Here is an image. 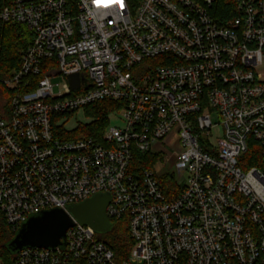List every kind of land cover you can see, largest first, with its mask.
I'll list each match as a JSON object with an SVG mask.
<instances>
[{
	"label": "built area",
	"instance_id": "1",
	"mask_svg": "<svg viewBox=\"0 0 264 264\" xmlns=\"http://www.w3.org/2000/svg\"><path fill=\"white\" fill-rule=\"evenodd\" d=\"M103 3L10 0L0 12L33 34L20 67L0 72V213L16 232L108 194L132 249L120 263L75 221L65 247L24 249L15 264H264V0ZM101 101L119 105L121 125L102 142L63 138L65 118ZM136 152L158 159L134 173ZM250 152L260 164L244 169ZM172 158L176 173H163Z\"/></svg>",
	"mask_w": 264,
	"mask_h": 264
},
{
	"label": "trees",
	"instance_id": "2",
	"mask_svg": "<svg viewBox=\"0 0 264 264\" xmlns=\"http://www.w3.org/2000/svg\"><path fill=\"white\" fill-rule=\"evenodd\" d=\"M10 0H0V12L8 5ZM0 32L2 34V45L0 47V72L10 74L18 69L21 65L22 55L29 47L33 40V34L24 26L16 24H5L0 22ZM119 105L112 101H101L94 105L86 107L87 115L94 119L89 125H82L75 132H65L62 134L65 139H81L85 137L95 138L102 142L103 133L110 121V114L117 110ZM60 118V117H59ZM61 137L64 128L61 126L57 129ZM158 159L156 154H141L136 152L131 163V171L141 173L146 169H151ZM247 166L241 164L244 169L259 166L260 161L255 157L253 152L245 155ZM163 191L168 199H174L172 192L176 193L174 179L165 176L160 180ZM113 227L110 232L105 234L102 240L115 254L118 262L125 261L132 249L133 242L130 238L128 228V218L113 220ZM17 231L13 232L5 223L0 213V263L15 264L14 254L9 250L8 244L13 240ZM14 258V259H13Z\"/></svg>",
	"mask_w": 264,
	"mask_h": 264
},
{
	"label": "water",
	"instance_id": "3",
	"mask_svg": "<svg viewBox=\"0 0 264 264\" xmlns=\"http://www.w3.org/2000/svg\"><path fill=\"white\" fill-rule=\"evenodd\" d=\"M69 80L75 88L79 86L78 76H72ZM111 199L110 195L101 194L71 205L67 210L56 208L34 215L17 231L8 248L16 255L27 248L55 250L65 247L67 232L75 226V221L92 227L98 234H107L113 227L107 216Z\"/></svg>",
	"mask_w": 264,
	"mask_h": 264
},
{
	"label": "rangeland",
	"instance_id": "4",
	"mask_svg": "<svg viewBox=\"0 0 264 264\" xmlns=\"http://www.w3.org/2000/svg\"><path fill=\"white\" fill-rule=\"evenodd\" d=\"M52 82H53V84H55V85L57 84L59 86L64 84V80L61 77L53 78ZM109 118H110V121H109V124H108L107 128H109L111 126H118V125L122 124L121 116L118 113H114L113 112L112 114H110ZM93 121H94V119L90 118L87 115L86 108L85 109H81L80 111L74 113V115L64 119L65 131L68 132V133L75 132V131H77L80 128V126L89 125ZM219 136H221V132H220V130L217 129L216 131H214L213 141H215V139L217 137H219ZM165 148L167 150H169V152L170 151L173 152V151H179L180 150L178 145H175V146H172V147L169 146V145H166ZM175 161L176 160L174 158H172L170 164H168L163 169V173H169V172L176 173ZM104 236H105V234H98V238L101 239V240L104 239ZM14 258H15V255H14Z\"/></svg>",
	"mask_w": 264,
	"mask_h": 264
},
{
	"label": "snow or ice",
	"instance_id": "5",
	"mask_svg": "<svg viewBox=\"0 0 264 264\" xmlns=\"http://www.w3.org/2000/svg\"><path fill=\"white\" fill-rule=\"evenodd\" d=\"M98 6H107L106 4L103 3V0H96Z\"/></svg>",
	"mask_w": 264,
	"mask_h": 264
}]
</instances>
